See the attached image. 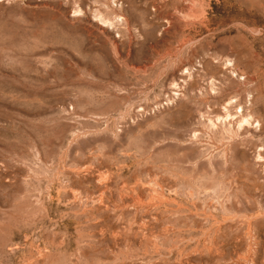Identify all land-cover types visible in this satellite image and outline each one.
Instances as JSON below:
<instances>
[{"label": "rangeland", "instance_id": "374dc122", "mask_svg": "<svg viewBox=\"0 0 264 264\" xmlns=\"http://www.w3.org/2000/svg\"><path fill=\"white\" fill-rule=\"evenodd\" d=\"M0 264H264V0H0Z\"/></svg>", "mask_w": 264, "mask_h": 264}]
</instances>
